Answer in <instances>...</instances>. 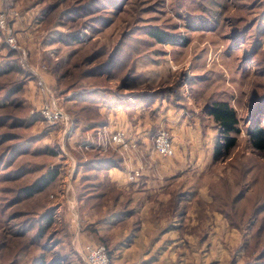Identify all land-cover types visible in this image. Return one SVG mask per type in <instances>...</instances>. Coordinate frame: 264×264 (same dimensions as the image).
Segmentation results:
<instances>
[{"label": "rangeland", "instance_id": "374dc122", "mask_svg": "<svg viewBox=\"0 0 264 264\" xmlns=\"http://www.w3.org/2000/svg\"><path fill=\"white\" fill-rule=\"evenodd\" d=\"M2 4L17 12L11 26L25 51L0 31V264L61 252L84 264L81 247L92 243L107 247L110 264H264V152L252 149L248 134L264 127V0ZM153 29L174 40L159 42ZM39 75L66 125L40 116ZM216 102L231 104L240 123L236 145L214 162L218 126L208 109ZM105 127L125 132L127 145L102 153ZM159 129L173 138L172 157L153 150ZM99 151L127 158L129 176L140 173L122 188L134 215L101 242L87 231L99 221L94 211L82 216L74 179L80 157ZM53 169L52 185L20 199ZM47 212L52 226L37 239L32 225Z\"/></svg>", "mask_w": 264, "mask_h": 264}, {"label": "trees", "instance_id": "16d2710c", "mask_svg": "<svg viewBox=\"0 0 264 264\" xmlns=\"http://www.w3.org/2000/svg\"><path fill=\"white\" fill-rule=\"evenodd\" d=\"M151 37L157 39L159 42H172L174 37L170 34L160 32L153 29L150 33ZM208 116L214 120L218 126V138L215 143L213 160H223L230 154L231 148L236 145L237 134H239V119L235 109L226 102H216L208 109ZM249 140L253 150L259 153L264 152V127L255 126L248 131ZM110 155V156H109ZM100 156L97 154H90L88 160H83L80 157L79 163L76 167V188L79 190V203H81L82 216L86 213L94 211L99 221V229H87L88 232H96L95 237L100 239H107L109 237V228L124 227L128 224L129 219L134 215L135 210H128L126 207L130 204V197L124 196L123 190L112 188L105 185V181L101 179V175L110 169H120L122 167V160L118 155L109 154ZM59 176L57 170H48L40 178L36 179L27 187L19 191L20 199H28L34 195L43 193L46 188L52 185ZM79 177V178H78ZM137 193V191H132ZM131 192V195L133 193ZM211 207H217L219 204L211 202ZM172 214L180 215L181 210L177 205V200L170 206ZM224 211V210H222ZM53 215V214H52ZM51 212L43 215L42 221L32 225L31 231L33 236L37 239H43L45 233L52 226ZM100 219H99V216ZM102 218V219H101ZM41 224V225H40ZM172 231V230H171ZM108 237H107V236ZM39 236V237H38ZM106 236V237H105ZM99 242V243H100ZM107 249V247H106ZM61 256L57 259L51 258L49 261L41 260L35 264H74L72 262V253L61 252ZM108 255L111 260L110 251Z\"/></svg>", "mask_w": 264, "mask_h": 264}, {"label": "built area", "instance_id": "2783aa9c", "mask_svg": "<svg viewBox=\"0 0 264 264\" xmlns=\"http://www.w3.org/2000/svg\"><path fill=\"white\" fill-rule=\"evenodd\" d=\"M1 3H5V0H0ZM2 4V5H3ZM18 17L16 11H10L7 9L0 8V31L5 34L6 41L11 48H14L18 51H25L18 44V40L13 27L11 26V20ZM38 89L39 92L44 96L45 101L40 107V116L49 122V123H62L67 124V115L64 110L59 108L55 102V96L52 94L50 85L41 77L38 76ZM98 138V147L101 149V152H105L109 148H114L115 146L120 147V145H127L126 134L123 131L109 132L106 130L99 132ZM102 141V143H101ZM153 150L162 158L172 157L174 155V146L173 138L171 137L169 131L160 129L153 136ZM132 175V174H131ZM130 175V180H135L137 176L140 175L139 171L133 172V175ZM77 219H75L76 222ZM77 223V222H76ZM78 234H81L79 225L77 223ZM80 236L75 234V241L80 242ZM81 258L84 264H110L108 252L105 247L101 244H83L81 247Z\"/></svg>", "mask_w": 264, "mask_h": 264}, {"label": "crops", "instance_id": "0c3cea01", "mask_svg": "<svg viewBox=\"0 0 264 264\" xmlns=\"http://www.w3.org/2000/svg\"><path fill=\"white\" fill-rule=\"evenodd\" d=\"M129 136H132V135L130 134ZM138 137H140V136H138ZM98 153H100V151ZM125 163L127 164V158H125L124 162H122V167L120 169L114 168V169H110V170L105 171V173H103L101 175V179L104 181L109 180L111 182V184L120 188L121 190H122V188H128L129 187L128 184H130L128 181L130 176L126 173V170L124 169ZM133 187L138 188V185L136 184L135 186L134 185L132 186V190L137 191V189H135ZM73 189L76 191L75 188H73ZM90 214L91 213H86L84 215V217L90 216ZM84 234H87V231H84ZM87 236H88V234H87ZM73 256H75V254H73Z\"/></svg>", "mask_w": 264, "mask_h": 264}]
</instances>
